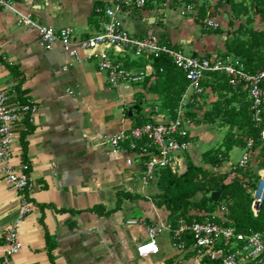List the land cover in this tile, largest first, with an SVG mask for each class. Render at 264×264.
<instances>
[{"label":"crops","instance_id":"crops-1","mask_svg":"<svg viewBox=\"0 0 264 264\" xmlns=\"http://www.w3.org/2000/svg\"><path fill=\"white\" fill-rule=\"evenodd\" d=\"M14 1L42 25L69 27L78 38L103 27L104 18L95 11L105 0ZM178 10L174 0H154L143 11L126 14L124 25L137 36L156 33L187 53H216L225 37L220 44L203 45L195 32L203 27ZM145 64L132 56L128 61L129 67ZM13 87L39 110L33 125L20 124L14 133V162L29 166L34 188L31 212L19 228L23 247L12 264H206L177 248L168 228L156 234L158 254L140 257L137 252L149 240L147 226L168 224L169 212L157 206V183L144 184L139 170L127 166V157L116 154L109 140L133 127L139 110L155 122L169 119L153 110L163 97L150 84L110 88L94 62L76 61L59 43L46 50L35 30L0 8V88ZM209 93L198 104L208 102ZM17 209V196L0 165V245Z\"/></svg>","mask_w":264,"mask_h":264},{"label":"built area","instance_id":"built-area-1","mask_svg":"<svg viewBox=\"0 0 264 264\" xmlns=\"http://www.w3.org/2000/svg\"><path fill=\"white\" fill-rule=\"evenodd\" d=\"M154 0H105V5L96 8V14L104 18L99 32L78 38L69 27L56 29L42 25L31 13L16 8L14 0H0V8L10 10L18 17V24L35 30L46 50L56 43L61 44L65 52L76 61L94 62L98 71L106 76L112 89L131 87L142 83L145 77L153 73L152 59L167 55L181 69L189 82L183 94L175 116L169 114L164 121H148L142 125L121 129L114 134L109 144L116 154H124L126 164L140 172L144 184L157 182L159 171L171 169L183 172L186 169V153L191 151L193 143L192 129L196 125L190 113L197 112L200 98L206 93L203 82L211 79L212 74H225L228 84L234 90L248 95L251 101L250 112L257 126H262L260 137L264 141V70L250 73L237 58H224L218 53L210 56H195L176 48L156 33L137 36L124 25V16L133 11H143ZM206 0H192L191 3L178 5L181 17L194 16L198 19V6ZM209 3V0H208ZM208 13L199 23L206 29H217L219 21L214 18L215 7L207 5ZM145 60L144 67L128 66L130 57ZM39 105L28 95H21L17 88H0V165L4 181L17 196V214L4 234L0 245L1 264H12L23 244L19 239V228L31 212V195L34 184L29 174V166L14 162V133L18 125L26 127L34 124ZM153 110L158 112V106ZM169 113V112H168ZM254 140L246 138L245 154L234 169L248 168L253 157ZM222 157V156H221ZM253 190L252 208L255 214L258 204L264 202V169ZM227 208L204 215L202 220L188 222L181 219L174 228L166 225L147 226L149 240L141 243L137 252L140 257L158 254L160 249L156 240L157 232L168 228L174 245L182 251L190 252L212 264H264V233L238 232L226 224ZM218 219V220H217ZM135 223V222H131ZM187 238L191 243H187Z\"/></svg>","mask_w":264,"mask_h":264},{"label":"trees","instance_id":"trees-1","mask_svg":"<svg viewBox=\"0 0 264 264\" xmlns=\"http://www.w3.org/2000/svg\"><path fill=\"white\" fill-rule=\"evenodd\" d=\"M165 1L161 0V2ZM174 1L178 5L192 2V0ZM221 1L223 0H219L215 6L217 12L220 9ZM207 5H209L208 0L197 7L198 22L199 19L207 15ZM250 8L255 9V14L264 17V0H254ZM250 8L242 2L237 3L231 0L230 10L236 17L248 15ZM253 22L254 20H250L251 25ZM238 30L245 37L236 36L231 40L227 39L226 52L220 55L224 58L239 59L250 73L264 70V29H256L251 26L243 31V26H240ZM202 32L204 34L220 33L205 28L202 29ZM176 48L180 49L179 47ZM211 54L206 53L207 56ZM193 55L201 56L198 53ZM151 63L154 69L153 73L145 77L142 84H150L149 89L163 97L161 105L171 116H175V109L189 85L186 75L165 54L153 58ZM202 84L206 91L209 90L217 95V99L212 102V107L201 116H198L196 112L190 113V116L195 121L206 124L213 125L220 122V125H226L228 132L223 140L225 151L218 148L203 153L202 164H198L189 152L185 155L186 169L183 172H174L168 168L160 170L156 182L161 192L157 196V206L166 208L174 228L181 219L188 222L202 220L205 218L204 215L219 211L222 206H225L227 208L225 214L228 220L227 225L235 227L238 232L242 233H264V202L257 214L252 208L253 190L260 177V171L264 169V141L260 137L262 126H257L252 119L251 101L248 95L232 89L225 74H212L211 79L205 80ZM197 107L195 108L197 109ZM135 118L134 126L152 121L150 117L144 115L142 110H139ZM247 137L254 140V153L246 170L236 168L234 170L235 176L229 178L228 174L214 172L203 166L218 168L226 162L228 151L233 147H245ZM216 192H221L218 200L213 199V194ZM120 202L121 199L119 198V205ZM100 208L96 207L94 210L100 213ZM187 243H191L190 238H187ZM203 261L206 264H212L207 259Z\"/></svg>","mask_w":264,"mask_h":264},{"label":"rangeland","instance_id":"rangeland-1","mask_svg":"<svg viewBox=\"0 0 264 264\" xmlns=\"http://www.w3.org/2000/svg\"><path fill=\"white\" fill-rule=\"evenodd\" d=\"M219 0H209L210 5L215 7L218 4ZM234 2L240 3L242 2L244 5L248 6L249 8L254 3V0H234ZM231 0H223L220 2V9L217 12L215 8V12L212 16L216 18L219 23L220 27L217 29H212L213 31H219L220 33L214 34H204L199 28H195L196 35L202 36V43L207 47H210L211 43L220 44L223 37H225L224 43L221 44V47H215L214 51L219 54H223L226 52V41L227 39L231 40L236 36H243V33H239V27L243 26V31L246 28H250L253 26L256 29H264V17L255 14V9L250 8V12L248 15H242L240 17H236L232 14L230 10ZM250 20H254L253 24H250ZM206 29V28H205ZM199 43V42H198ZM210 92V91H209ZM217 97V95H215ZM208 102L205 101L204 104H199L197 107L198 116H201L206 110L212 107V102L215 101L214 93H209L207 95ZM160 110V113L169 117L168 111L161 105L156 104ZM197 116V117H198ZM200 118V117H199ZM196 126L192 129L193 135L195 137L193 150H194V158L197 160L198 164H202L201 155L209 150L222 148L223 147V140L228 132V127L226 125H220V122L216 124H206L201 121H195ZM245 154V149L240 146H235L233 149L228 151V158L226 162L220 165L218 168H212L207 165H203L206 168L214 172H219L222 174H228L230 177L233 178L235 176L234 167L238 165L239 161Z\"/></svg>","mask_w":264,"mask_h":264},{"label":"water","instance_id":"water-1","mask_svg":"<svg viewBox=\"0 0 264 264\" xmlns=\"http://www.w3.org/2000/svg\"><path fill=\"white\" fill-rule=\"evenodd\" d=\"M220 195H221V192H216V193H214V194H213V199H214V200H218V198H219ZM261 207H262V204H258V205H257V209H258V211H260Z\"/></svg>","mask_w":264,"mask_h":264}]
</instances>
